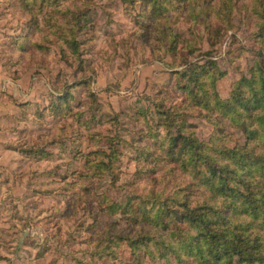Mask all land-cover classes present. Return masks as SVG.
<instances>
[{"label": "rangeland", "instance_id": "rangeland-1", "mask_svg": "<svg viewBox=\"0 0 264 264\" xmlns=\"http://www.w3.org/2000/svg\"><path fill=\"white\" fill-rule=\"evenodd\" d=\"M76 3L87 14L66 43L41 19L33 28L14 1L0 0V264L134 263L124 242L114 247L116 257L100 250L105 234L135 229L120 211L102 210L101 198L122 208L152 185L144 164L135 161V147L149 143L148 126L158 130L155 102L180 104V74L190 62L213 61L222 72L216 89L226 98L242 75L264 61L255 36L258 16L247 0L235 1L229 22L211 16L210 33L201 18L192 23L169 12L179 37L174 50L147 40L152 20L137 0ZM65 93L68 109L60 113L56 98ZM188 109L186 120L199 140L208 141L220 126L228 146L244 143L241 126ZM94 150L109 153L110 167L88 170L85 154Z\"/></svg>", "mask_w": 264, "mask_h": 264}, {"label": "trees", "instance_id": "trees-1", "mask_svg": "<svg viewBox=\"0 0 264 264\" xmlns=\"http://www.w3.org/2000/svg\"><path fill=\"white\" fill-rule=\"evenodd\" d=\"M12 1L27 13L33 28L38 29L41 19L50 34L66 43L74 40L87 14L75 0ZM137 1L145 12L148 8L152 20L146 25L154 29H146L147 40L174 50L179 37L167 20L169 12L192 23L201 18L210 33L212 17L229 22L236 0ZM247 1L258 16L255 36L264 50V0ZM44 38L49 40L47 35ZM34 45L46 49L41 43ZM180 75L185 79L178 87L180 104L165 107L163 100L156 101L158 130L148 126L144 137L149 143L135 147V161L144 164L152 185L142 195L134 194L136 202L129 200L122 208L106 196L101 198L102 210L110 215L120 211L135 229L105 234L100 250L116 257L114 247L124 242L132 264L148 260L149 264H233V259L264 264V61L255 63L249 75H242L226 98L216 89L222 72L213 61L190 62ZM56 99L54 110L68 109L69 93ZM188 106L200 108L208 118L218 115L241 126L244 143L228 146L227 135L214 119L211 122L219 127L208 141L199 140L186 120L191 116ZM24 151L47 155L43 149ZM85 157L89 171L110 167L106 151L94 150ZM170 182L175 185L169 187Z\"/></svg>", "mask_w": 264, "mask_h": 264}]
</instances>
